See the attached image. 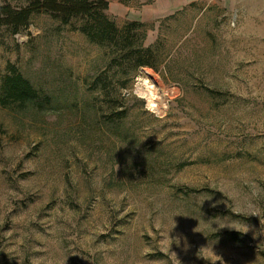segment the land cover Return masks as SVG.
<instances>
[{
	"label": "rangeland",
	"instance_id": "374dc122",
	"mask_svg": "<svg viewBox=\"0 0 264 264\" xmlns=\"http://www.w3.org/2000/svg\"><path fill=\"white\" fill-rule=\"evenodd\" d=\"M109 2L125 51L0 25V264H264V0Z\"/></svg>",
	"mask_w": 264,
	"mask_h": 264
},
{
	"label": "trees",
	"instance_id": "16d2710c",
	"mask_svg": "<svg viewBox=\"0 0 264 264\" xmlns=\"http://www.w3.org/2000/svg\"><path fill=\"white\" fill-rule=\"evenodd\" d=\"M121 1L128 2L129 0ZM108 9L109 0H25L16 4L8 0H0V25H10L12 31L16 33L27 26L32 15L38 12L54 14L63 24L72 23L74 18L82 17L84 22L79 29L87 35L90 41L107 44L112 46L113 50L130 49L136 45L132 31L144 23L139 20H130L122 27L108 14ZM144 49V51L151 52L150 47ZM129 51L134 52L135 50ZM137 65L152 66L150 60L146 59L142 53L134 58V67ZM1 90L3 96H6L3 101L10 99L11 101L8 102L10 105L24 107L28 103L42 105L45 102L44 99H40L39 92L33 84L18 71H13L4 77Z\"/></svg>",
	"mask_w": 264,
	"mask_h": 264
},
{
	"label": "bare ground",
	"instance_id": "6f19581e",
	"mask_svg": "<svg viewBox=\"0 0 264 264\" xmlns=\"http://www.w3.org/2000/svg\"><path fill=\"white\" fill-rule=\"evenodd\" d=\"M146 83H147V88L146 90L144 91V93L147 95L148 97V102L149 104L156 108L158 106V103L156 102V99H155V92L154 90L152 89L153 88V85H149L148 84V80H146Z\"/></svg>",
	"mask_w": 264,
	"mask_h": 264
},
{
	"label": "crops",
	"instance_id": "0c3cea01",
	"mask_svg": "<svg viewBox=\"0 0 264 264\" xmlns=\"http://www.w3.org/2000/svg\"><path fill=\"white\" fill-rule=\"evenodd\" d=\"M110 6H111V5H110V2H109V8H110ZM111 9H112V7H111Z\"/></svg>",
	"mask_w": 264,
	"mask_h": 264
}]
</instances>
